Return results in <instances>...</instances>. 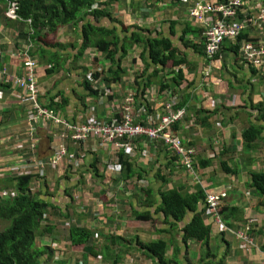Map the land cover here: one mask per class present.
<instances>
[{
  "label": "crops",
  "instance_id": "1",
  "mask_svg": "<svg viewBox=\"0 0 264 264\" xmlns=\"http://www.w3.org/2000/svg\"><path fill=\"white\" fill-rule=\"evenodd\" d=\"M99 1L110 2L107 10L113 18L125 25L146 29V37L169 41L187 55L189 65L182 67L183 79H177L181 87L160 91L162 82H174L176 77L177 70L169 68L154 80L144 98L137 101L134 80L145 69L141 59L145 54L143 45L131 47L121 60V79L106 82V77L111 76V63L94 49L76 60L77 48L83 42L82 32L75 33L70 25L58 33L56 40L64 46L74 45V49L63 50L57 62L64 67L54 72L53 64H47L39 56H30L33 51L37 53L35 46L24 38L31 21L12 19L9 15L11 4L0 0V72L5 71L0 79L12 85L9 89H0V122L3 123L0 127V187H6L2 185L3 174L8 179L14 178L7 170L16 162H25L35 175L40 170L44 172L43 176L37 175L42 176L41 181L35 179L33 182V187H37L33 192L50 206L45 211L35 244L38 242L42 250L51 249L55 264H115L116 261L119 264H149L141 254L129 250V243L117 240L130 242L138 238L143 243L161 240L168 244L176 241L181 250L178 260L181 262L189 254L190 260L197 264L199 246L192 242L187 247L180 232H172L163 214L155 213L156 206L149 207V203L156 200L150 194L160 200L159 193L170 189H177L186 197L201 189L206 199L211 193L227 194L223 202L226 211L222 214L218 211L221 223L208 207L203 216L211 227V252L217 254L219 244L224 252L222 242H225L228 255L224 264H264V205H260L263 195L252 187V173L264 172V69L244 62L240 45L233 40L226 41L221 54L213 58L185 49V44L193 43L201 50L203 28L190 19V10L203 1L224 0ZM215 18L209 16L208 21ZM241 20L247 27L239 41L264 48V0H245L237 18ZM88 21L98 28V38L108 36L105 30L121 32L109 19L88 17ZM111 40L109 36L108 41ZM231 44L239 46V55L229 49ZM24 54L41 65L39 102L72 124L121 121L129 92L134 93L135 120L143 124L157 122L163 106L173 102L175 108L186 115L172 127V134L183 146L197 150V176L183 167L165 144L149 145L144 140L132 143L129 151H115L102 140L91 139L80 146L77 161L65 160L58 168L51 166L60 132L54 124L44 125L41 120H32L35 112L31 109V101L14 84L15 78L24 75ZM176 58L180 60L181 56L177 54ZM146 63H150L148 59ZM96 70L102 75L97 80V83L100 81L99 90L92 84L93 91L98 92L95 96L86 88L84 79ZM259 128L262 140L247 149L243 134ZM30 134L37 139L33 142L35 150L30 149ZM66 148L70 153L77 151L72 141L67 142ZM110 151L114 164L103 168L101 162ZM224 165L238 174L225 172ZM5 196L10 198L6 192ZM131 206H135L137 213H132ZM145 212L156 215L157 230L167 226L169 231L158 235L152 221L136 219V215ZM76 227L91 232L83 248L71 244L70 229ZM175 248V245L170 246L169 259Z\"/></svg>",
  "mask_w": 264,
  "mask_h": 264
},
{
  "label": "trees",
  "instance_id": "2",
  "mask_svg": "<svg viewBox=\"0 0 264 264\" xmlns=\"http://www.w3.org/2000/svg\"><path fill=\"white\" fill-rule=\"evenodd\" d=\"M2 1L8 4L16 3L18 8L16 13L21 21L25 23L31 21L29 32L24 34V38L35 46L37 53L33 51L30 56H39L47 64H53L54 67L52 69L54 72L64 67L62 63L57 62L63 50L74 49V45L64 46L60 44L57 42L56 37L64 27L72 25L75 28V33L81 30L83 40L81 46L77 48L76 60L82 59L89 49L97 51L104 59L111 63V76L106 77V82H117L121 79L120 75L122 71L120 62L127 56L131 47L144 46L145 54L141 56V59L145 63V69L141 74H137L134 80V85L137 87L135 94L137 101L138 99L144 98L145 93L152 86L154 80L169 68L177 70L176 77L174 78V82L168 84L160 82V91H174L175 88L181 87V84L177 83V79H183L182 67L189 65L187 55L174 48L167 40H157V38H153L152 40V38L146 37V29L135 25L128 26L123 21L113 18L111 12L107 10L110 2H100L99 0ZM228 2L229 0H224L220 3L227 4ZM96 4H99V6L96 7ZM88 17L98 20L103 18L109 19L117 24L121 32L118 33L117 29L111 31L105 30L108 36L98 38V28L90 24ZM109 36H112L111 41H108ZM92 37L95 40H92ZM183 40L184 38H182ZM237 44H231V48L229 49L239 55L240 48L238 46L239 44ZM185 47H187L185 49L194 50L195 53H200L206 57V54L199 49L198 44L188 43L185 44ZM177 54L181 56L180 60H177ZM146 59L150 63H146ZM152 66L153 68H151ZM84 72L86 73L87 69ZM101 75L102 73L96 70L92 74L93 80L97 81ZM1 79L0 89H9L12 86L11 84L4 83ZM84 81L91 95H98V92L92 89V81L89 79H84ZM2 124L0 122V127ZM243 137L247 144L246 148L251 149L252 143H255L257 140H262V130L261 128L259 130L251 129L245 132ZM225 172L235 175L238 174V171L226 169V166ZM37 175L27 174L17 178L3 180L2 185L6 186L5 189L11 188L12 192L7 191L8 193H6L10 195V198L5 196L6 190L0 187V221L11 222L9 226L0 231V264H52L53 262L54 252L51 249L42 250L35 244V239L38 238L42 223L45 220V211L50 206V203L39 196V194L34 195L32 188L33 182L35 179H40L41 181L42 177ZM252 177V187L263 195L260 205H264V172H254L252 173ZM148 191L146 192L149 194ZM150 195L155 197L156 200L152 204L150 202L149 205L151 206L149 207L156 206L155 213L163 214L164 218H166L165 223L173 228L172 232L178 230L187 247L192 242H195L199 246L200 250L197 264L225 263L228 255V245L225 242H222L225 248L224 252L221 249V244L218 246L220 250L217 254L212 253L210 250L211 227L203 219L207 211V199L201 189L188 197L177 189L160 192L158 195L160 200L155 195ZM134 208L135 206H131L132 213H137ZM225 211L226 209L223 208L222 204L219 212L222 214ZM135 217L140 221H152L156 234L158 235L166 234L169 231L167 226L157 230L156 224L158 219L155 218L156 215H153V212H145ZM70 237L72 246L75 248H83L89 242L91 232L87 228L76 227L70 229ZM114 241L116 242V239ZM117 241L129 243V250H134L141 254L149 264H184L185 262L187 264H194L190 260L189 254L181 262L178 260V255L181 253V250L176 241L175 243H169L170 245L161 240L143 243L138 238L130 242L121 239ZM171 245H175L176 248L173 257L169 259L168 253ZM115 264H119V262L116 261Z\"/></svg>",
  "mask_w": 264,
  "mask_h": 264
},
{
  "label": "built area",
  "instance_id": "3",
  "mask_svg": "<svg viewBox=\"0 0 264 264\" xmlns=\"http://www.w3.org/2000/svg\"><path fill=\"white\" fill-rule=\"evenodd\" d=\"M244 3L245 0H229L227 4L203 1L190 10V19L203 28L200 46L201 51L206 54L207 58H213L215 55L221 53L222 46L226 40H233L240 45L241 57L244 62L264 69V48H257L252 43L239 41L240 36L247 27L242 20L237 21ZM98 6L99 4H96V7ZM17 9V4L12 3L9 15L12 19L20 20L16 13ZM209 16H215L217 19L208 21ZM23 58L24 75L15 78L14 84L17 88L24 91L28 100L31 101V109L35 112L32 120H41L47 125L54 124L60 132L58 150H56L54 159L51 160V166L58 168L65 160H70L71 162L77 161L80 146L91 139L102 140L107 146L113 147L115 151H129L132 143L144 140L149 145H154L157 142L165 144L176 154L180 160V164L197 176L195 166L197 150L183 146L172 134V127L186 115V112L183 110L176 109L173 102H167L163 106L162 116L157 122L148 121V123L143 124L135 120L134 107H132L134 93L129 92L125 99L121 121L80 125L72 124L59 118L55 111L46 109L39 102L41 93L38 86V71L41 65L32 60L27 54H24ZM4 73L5 71L0 72V78ZM88 79L92 81L96 90L100 89V81L97 83V81L93 80L92 75H89ZM59 127H62L63 130ZM29 141L32 142L31 149L35 150L33 142L37 141V139L30 134ZM68 141L73 142L77 151L68 152L66 148ZM113 164L114 155L111 151L107 152L105 159L101 162V166L103 168H110ZM7 173L17 178L33 174V171L25 162H16L9 168V171L7 170ZM43 173L40 170L38 174H42L43 176ZM226 197L227 194L224 192L211 193L207 196L208 210L219 223H221V220L219 219L218 211Z\"/></svg>",
  "mask_w": 264,
  "mask_h": 264
},
{
  "label": "rangeland",
  "instance_id": "4",
  "mask_svg": "<svg viewBox=\"0 0 264 264\" xmlns=\"http://www.w3.org/2000/svg\"><path fill=\"white\" fill-rule=\"evenodd\" d=\"M40 69V68H39ZM2 171V170H1ZM3 172V171H2ZM1 179L2 180H7L8 178L7 177H5V175L3 174L2 176H1ZM35 189H37V187H33V190L35 191ZM12 192L11 191V188H8L7 190H6V193H8V192ZM2 222H0V229H3V228H6L7 227V225L9 226L10 224H11V222H8V221H4V220H1ZM37 244H38V242H37ZM52 264H55V262L53 261L52 262Z\"/></svg>",
  "mask_w": 264,
  "mask_h": 264
},
{
  "label": "water",
  "instance_id": "5",
  "mask_svg": "<svg viewBox=\"0 0 264 264\" xmlns=\"http://www.w3.org/2000/svg\"><path fill=\"white\" fill-rule=\"evenodd\" d=\"M40 159L42 160V159H44V157H43V153L41 152V154H40Z\"/></svg>",
  "mask_w": 264,
  "mask_h": 264
}]
</instances>
